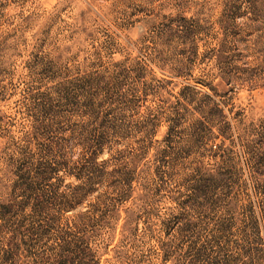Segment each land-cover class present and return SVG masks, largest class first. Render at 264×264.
<instances>
[{
  "label": "rangeland",
  "instance_id": "rangeland-1",
  "mask_svg": "<svg viewBox=\"0 0 264 264\" xmlns=\"http://www.w3.org/2000/svg\"><path fill=\"white\" fill-rule=\"evenodd\" d=\"M0 264H264V0H0Z\"/></svg>",
  "mask_w": 264,
  "mask_h": 264
},
{
  "label": "trees",
  "instance_id": "trees-1",
  "mask_svg": "<svg viewBox=\"0 0 264 264\" xmlns=\"http://www.w3.org/2000/svg\"><path fill=\"white\" fill-rule=\"evenodd\" d=\"M77 189H79V188L77 187Z\"/></svg>",
  "mask_w": 264,
  "mask_h": 264
}]
</instances>
